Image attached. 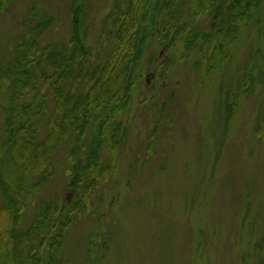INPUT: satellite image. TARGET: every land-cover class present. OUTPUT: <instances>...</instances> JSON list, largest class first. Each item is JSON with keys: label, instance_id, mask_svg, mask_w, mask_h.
I'll return each instance as SVG.
<instances>
[{"label": "rangeland", "instance_id": "obj_1", "mask_svg": "<svg viewBox=\"0 0 264 264\" xmlns=\"http://www.w3.org/2000/svg\"><path fill=\"white\" fill-rule=\"evenodd\" d=\"M83 1L88 41L95 47L108 14L128 0ZM189 1L191 27L208 31L217 25L209 12L212 0H204L208 9L200 17L198 0ZM250 3L239 7L230 0L228 6L242 13L234 22L239 32L231 56L213 70L205 64L217 40L189 52L185 33L172 46L154 33L136 65L125 109L95 108L106 122V142L98 149L106 170L94 173L96 186H72L74 178H84L77 161L94 136L91 121L80 144L72 134L59 145L51 160L54 175L41 192L28 195L17 231H27L44 204L69 206L86 192L66 229L59 264H264V0ZM70 6L71 0L0 5V63L14 56L27 24L39 17L54 19L41 46L68 42ZM8 97L0 92V141ZM49 107L53 111L54 102ZM115 123L123 129L114 148ZM48 132L45 125L38 141ZM77 144L81 148L72 156ZM5 168L15 185L30 188L39 178L11 163ZM3 204L0 192V223ZM12 250L1 249L0 264H13Z\"/></svg>", "mask_w": 264, "mask_h": 264}, {"label": "trees", "instance_id": "obj_2", "mask_svg": "<svg viewBox=\"0 0 264 264\" xmlns=\"http://www.w3.org/2000/svg\"><path fill=\"white\" fill-rule=\"evenodd\" d=\"M7 1L0 0V5ZM232 1L239 7L243 1L247 4L260 2ZM229 2L212 0L209 12L217 25L208 31L191 27L186 20L185 9L189 0H128L124 5L117 2L104 22L101 38L95 47L88 41L87 6L83 0H71L69 13L73 31L66 43L41 46L40 38L51 26L53 18L39 17L36 23L27 24L26 38L16 45L14 56L6 57L0 63V92H9L5 137L0 141V192L4 196L0 251L11 246L13 264H59L72 214L81 209L83 201H87L84 192L69 206L54 207L46 203L27 231H17L28 195L32 190L41 192L54 175L51 160L59 145L72 134L80 144L93 121L94 136L84 146L87 149L83 159L77 161V174L79 172V177L84 178H74L72 186L87 191L95 187L94 173L106 170L98 152L106 142V122L102 115H96L95 108L102 107L111 112L125 109L131 98L135 82L133 75L145 42L156 32H161L168 46L186 34L185 45L189 52L201 51V43L217 40V44L208 49L210 55L205 65L208 70H213L224 63L231 56V46L239 32L234 22L238 23L242 18L240 11L236 13L234 7L228 6ZM207 9L205 1L198 0L195 16L200 17ZM226 20L228 26H221ZM103 55H106L104 61ZM49 101L54 102L53 111H50ZM45 125H48L49 132L39 142L38 135ZM122 129V124L115 123L110 140L114 148L122 140ZM78 144L73 148L72 156L81 148ZM10 163L24 175L38 176V180L30 188L23 183L15 185L6 174L5 167ZM63 212L64 215L57 217Z\"/></svg>", "mask_w": 264, "mask_h": 264}]
</instances>
